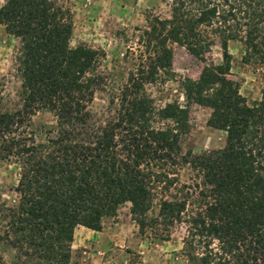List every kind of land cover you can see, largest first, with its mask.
<instances>
[{
	"label": "trees",
	"instance_id": "obj_1",
	"mask_svg": "<svg viewBox=\"0 0 264 264\" xmlns=\"http://www.w3.org/2000/svg\"><path fill=\"white\" fill-rule=\"evenodd\" d=\"M164 1L168 16L146 18L142 32L154 56L128 77L101 121L88 105L105 85L104 54L69 46L68 0H2L0 25L17 41L21 105L0 111V160L15 157L19 168L16 205H0V241L15 256L0 264H70L74 228L99 232L102 219L125 204L140 234L168 240L184 226L187 264H264V0ZM168 42L198 63L217 44L221 60L181 82L183 108L154 109L142 85L170 73ZM229 42L240 44V62L260 77V98L251 104L228 79ZM190 104L209 109L207 126L225 133L221 148L181 152ZM37 110L56 121L45 144L21 132ZM182 166L198 181L180 184L163 170Z\"/></svg>",
	"mask_w": 264,
	"mask_h": 264
},
{
	"label": "rangeland",
	"instance_id": "obj_2",
	"mask_svg": "<svg viewBox=\"0 0 264 264\" xmlns=\"http://www.w3.org/2000/svg\"><path fill=\"white\" fill-rule=\"evenodd\" d=\"M72 12V33L69 46L78 44L100 50L104 57L99 61V71L105 77L101 91L93 95L88 109L96 119L105 120L117 104L121 86L129 76L149 63L153 55V43L147 47L143 31L148 27L147 19L154 16L165 18L168 8L164 0H68ZM2 0H0V5ZM17 41L6 34L0 25V111L13 112L20 108V83L15 72V49ZM171 51V71L142 85L144 94L152 102L154 109L168 104L185 106L181 82L196 79L201 66L220 63V49L217 44L210 47L206 62L198 63L183 48L167 43ZM231 55L228 79L237 84L239 94L247 104L260 98V77L252 73V67L240 62L241 46L229 42ZM137 73V72H136ZM188 131L180 138L181 152L198 154L202 151L219 149L224 144L225 133L207 126L209 109L196 104L187 106ZM164 124H156L162 127ZM154 126V124H153ZM56 128L55 117L48 111L37 110L28 117L22 127V134L30 142L45 144L52 138ZM154 171V169H152ZM168 178L180 184L192 185L198 175L187 166L163 169ZM158 172V171H157ZM19 178V168L15 157L0 160V205L14 207L18 195L14 191ZM4 224L0 222V235ZM108 238L107 249L111 252L108 264H187L181 252V241L185 235L184 226H175L169 232L168 240L154 238L149 232L138 233L136 225L128 215V204L121 206L114 217L102 219L101 228ZM74 228L70 244V264H90L92 243L95 233ZM84 244V246H83ZM86 246V247H85ZM90 248V247H89ZM14 252L0 241V259L9 263L14 260ZM22 264V263H21ZM28 264H36L34 260Z\"/></svg>",
	"mask_w": 264,
	"mask_h": 264
},
{
	"label": "crops",
	"instance_id": "obj_3",
	"mask_svg": "<svg viewBox=\"0 0 264 264\" xmlns=\"http://www.w3.org/2000/svg\"><path fill=\"white\" fill-rule=\"evenodd\" d=\"M78 230H76L77 233H81L83 234L82 231H88V229H85L83 227L78 226ZM94 240H93V245L92 243H87V249L91 250V257L90 258V264H108L109 262L107 261V258L110 256L111 252L109 251V249H107V240L108 238H106L107 236L104 235V228L102 226L101 230L99 232H94ZM84 246V244H83ZM86 247V246H85ZM90 247V248H89Z\"/></svg>",
	"mask_w": 264,
	"mask_h": 264
}]
</instances>
